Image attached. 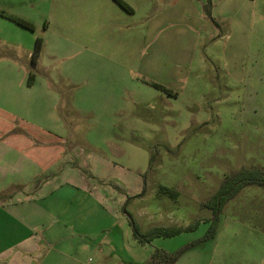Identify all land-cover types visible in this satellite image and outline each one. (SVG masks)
<instances>
[{
    "label": "rangeland",
    "instance_id": "1",
    "mask_svg": "<svg viewBox=\"0 0 264 264\" xmlns=\"http://www.w3.org/2000/svg\"><path fill=\"white\" fill-rule=\"evenodd\" d=\"M123 1L133 10L116 0H0V58L17 54L31 64L23 48L41 38L36 73L49 66L42 74L58 93L54 113L67 126H88L72 132L68 160L94 188L91 202L102 201L107 213L98 216L106 225L80 232L104 236L106 255L96 258L105 264H150L157 249L186 247L178 264L191 263L193 254L210 264L212 252L217 264H264V186L245 185L215 210L206 205L242 170H264V0H205L201 13L210 9L221 25L213 40L201 33L190 50L188 35L176 43L175 17L167 16L155 25L166 32L165 51L146 46L148 21L179 0ZM159 61L167 63L165 73ZM146 80L166 87L171 81L173 96ZM90 134L96 146L85 141ZM161 185L178 195L160 192ZM129 212L143 232L190 228L141 244ZM114 244L122 246L111 254Z\"/></svg>",
    "mask_w": 264,
    "mask_h": 264
},
{
    "label": "crops",
    "instance_id": "2",
    "mask_svg": "<svg viewBox=\"0 0 264 264\" xmlns=\"http://www.w3.org/2000/svg\"><path fill=\"white\" fill-rule=\"evenodd\" d=\"M197 1L179 0L170 6V11L165 9L154 15L148 21L146 46L165 51L166 32H160L155 25L171 14L175 17L171 19L175 23L171 31L176 43H183L184 36L188 35L190 50V43L196 44L201 33L210 34L213 40L216 28L205 12L200 11L205 0ZM35 41L29 40L23 48L27 51V59H31ZM99 62L102 60L96 59V64ZM158 66L160 74L167 71L166 62L159 61ZM30 67V63L21 62L17 54L12 58L6 54L0 58V264H105V257L96 258L106 255L102 244L104 236L81 232L85 231L84 227L106 225L98 216L107 212L102 201L91 202L95 198L94 188L85 185L80 170L72 167L68 160L71 152L67 145L72 142V132L84 131L88 126L72 127L60 121L54 113L59 104L56 101L58 93L50 74H42L49 71V66L43 63L37 68L32 83L27 77ZM170 83L168 87L176 89ZM81 109L76 105L77 112H86ZM25 112L33 115L36 121L28 120ZM85 141L92 146L98 144L91 134ZM90 170L95 171L93 167ZM89 215L92 218L89 219ZM70 227L81 232L72 234ZM121 246L111 245L108 252L115 253L114 249L119 251ZM191 256L189 264H198L200 256ZM181 257L173 264L181 262ZM128 263L140 264L130 258L118 261V264ZM209 263L217 264L215 252ZM150 264L167 263L153 261Z\"/></svg>",
    "mask_w": 264,
    "mask_h": 264
},
{
    "label": "trees",
    "instance_id": "3",
    "mask_svg": "<svg viewBox=\"0 0 264 264\" xmlns=\"http://www.w3.org/2000/svg\"><path fill=\"white\" fill-rule=\"evenodd\" d=\"M117 2H119V4L126 10L132 11L133 9L123 0H116ZM210 0H207V2H209ZM207 3H205L204 6H206ZM205 14L207 16V18L213 23V25L217 28H220V18L215 17L211 14L210 9H207L205 11ZM9 18L12 21H15L16 23H18L21 26H24L26 28H33V25L29 22L26 21L23 18H19V17H12L9 16ZM42 39L41 38H37L36 42H35V46L31 55V66L32 67H36L38 64V59L42 50ZM36 75V68H32L29 71V83H32L34 78ZM146 82L152 86H154L155 88L168 93L169 95H172L171 92V88L166 87L156 81L153 80H146ZM174 94V93H173ZM229 179V178H228ZM248 184H256V185H260V186H264V170L260 169V168H251V169H244L241 172H239L236 177H234V179H229V181H225V184L222 185V187L220 188V190H218V192L213 196L212 199H209V201H207V204L210 208H213L214 210L217 208L218 204L220 203H224L226 200H228L229 198H231L232 196H234L240 188L244 187L245 185ZM228 186L230 187V191H225L228 192L229 194L226 197L221 196V192L222 190L226 189ZM160 192L162 193H167L172 197H175L178 195V191L174 188L165 186V185H161L160 186ZM220 195V197H219ZM130 213V212H129ZM128 213V214H129ZM130 217V221L134 222V237H136L137 241L141 244H145L147 242H149L153 237L156 236H165V237H171L174 235L179 234L180 232H182L183 230L189 229L188 228H184L181 226H157V227H153L148 231H141V228L138 224L135 223V219L133 218V214H129L128 215ZM187 249L184 248L182 250L176 251V252H167L165 250L162 249H157L155 250V253H153V260L154 261H159V262H163L166 261L167 263L169 262H174L176 261L179 256Z\"/></svg>",
    "mask_w": 264,
    "mask_h": 264
}]
</instances>
